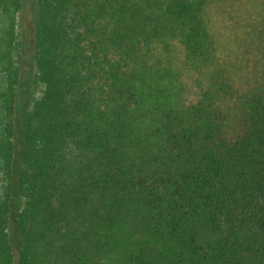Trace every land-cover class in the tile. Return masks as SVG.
Returning <instances> with one entry per match:
<instances>
[{
    "label": "trees",
    "instance_id": "obj_1",
    "mask_svg": "<svg viewBox=\"0 0 264 264\" xmlns=\"http://www.w3.org/2000/svg\"><path fill=\"white\" fill-rule=\"evenodd\" d=\"M24 6L0 0V264H264V91L226 144L208 0H34L21 40Z\"/></svg>",
    "mask_w": 264,
    "mask_h": 264
},
{
    "label": "rangeland",
    "instance_id": "obj_2",
    "mask_svg": "<svg viewBox=\"0 0 264 264\" xmlns=\"http://www.w3.org/2000/svg\"><path fill=\"white\" fill-rule=\"evenodd\" d=\"M34 0H25L21 40L31 33ZM207 19L210 31L218 40L232 81V95L225 100L227 115L223 140L232 144L245 125L241 119L244 100L253 91H264V15L262 0H208ZM23 81L18 92V112L31 108L40 90L34 80L35 66L25 52L22 61ZM192 87V75L184 77ZM223 142V143H224Z\"/></svg>",
    "mask_w": 264,
    "mask_h": 264
}]
</instances>
